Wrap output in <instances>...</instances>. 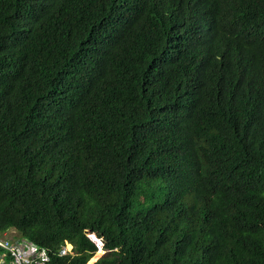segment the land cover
Masks as SVG:
<instances>
[{
  "label": "trees",
  "instance_id": "16d2710c",
  "mask_svg": "<svg viewBox=\"0 0 264 264\" xmlns=\"http://www.w3.org/2000/svg\"><path fill=\"white\" fill-rule=\"evenodd\" d=\"M11 229L45 264H264V0H0Z\"/></svg>",
  "mask_w": 264,
  "mask_h": 264
},
{
  "label": "built area",
  "instance_id": "2783aa9c",
  "mask_svg": "<svg viewBox=\"0 0 264 264\" xmlns=\"http://www.w3.org/2000/svg\"><path fill=\"white\" fill-rule=\"evenodd\" d=\"M93 234H88L92 236ZM95 238V236L93 235ZM91 238V237H90ZM92 239V238H91ZM97 244L101 246V241L95 238ZM0 247L4 252L0 255V264H45L49 260V254L46 248H43L29 239L20 237H7L0 235ZM72 246L67 242L59 249V255L72 254Z\"/></svg>",
  "mask_w": 264,
  "mask_h": 264
},
{
  "label": "rangeland",
  "instance_id": "374dc122",
  "mask_svg": "<svg viewBox=\"0 0 264 264\" xmlns=\"http://www.w3.org/2000/svg\"><path fill=\"white\" fill-rule=\"evenodd\" d=\"M6 235H7V237H13V236H15L16 235V233L14 232V230H9L7 233H6ZM92 239H91V238ZM89 238L96 244L97 242H96V240H95V238L93 237V235L92 236H90ZM100 250V248H97V250L94 252V254H93V256L92 257H94V259L92 260V257L90 258V260H89V263H91V262H93V261H95L98 257H100L103 253H104V250L103 249H101V251H100V253L99 254H97V251H99ZM97 255V256H96ZM6 263H8V261L5 259V264Z\"/></svg>",
  "mask_w": 264,
  "mask_h": 264
},
{
  "label": "clouds",
  "instance_id": "9594fccd",
  "mask_svg": "<svg viewBox=\"0 0 264 264\" xmlns=\"http://www.w3.org/2000/svg\"><path fill=\"white\" fill-rule=\"evenodd\" d=\"M5 235H6V233H4ZM7 236V235H6ZM88 236V235H87ZM15 237H20V236H17V235H15V236H13V237H11V238H15ZM89 237V236H88ZM20 238H24V237H20ZM96 238V237H95ZM27 239V238H26ZM68 244H70V243H68ZM64 245V244H63ZM71 245V244H70ZM96 245H97V248H102V244H101V246H99L97 243H96ZM72 246V245H71Z\"/></svg>",
  "mask_w": 264,
  "mask_h": 264
}]
</instances>
